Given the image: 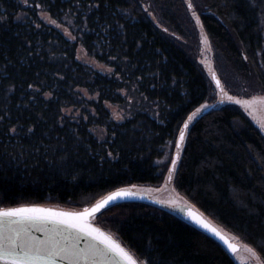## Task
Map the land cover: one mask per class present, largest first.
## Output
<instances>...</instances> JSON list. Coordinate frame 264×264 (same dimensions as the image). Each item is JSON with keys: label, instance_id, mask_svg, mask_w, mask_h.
I'll return each mask as SVG.
<instances>
[{"label": "trees", "instance_id": "16d2710c", "mask_svg": "<svg viewBox=\"0 0 264 264\" xmlns=\"http://www.w3.org/2000/svg\"><path fill=\"white\" fill-rule=\"evenodd\" d=\"M147 1L156 21L140 0H0V209L82 210L115 190L160 187L159 162L188 123L173 184L264 262V134L216 99L191 16L251 96L264 95L259 12L249 0ZM41 11L72 20L77 41ZM79 43L111 73L80 62ZM93 221L141 264H237L163 207L123 203Z\"/></svg>", "mask_w": 264, "mask_h": 264}, {"label": "snow or ice", "instance_id": "6c2138e0", "mask_svg": "<svg viewBox=\"0 0 264 264\" xmlns=\"http://www.w3.org/2000/svg\"><path fill=\"white\" fill-rule=\"evenodd\" d=\"M188 6L191 8V3ZM212 78L216 87L224 93V86L215 73ZM228 99L232 100L233 97L228 96ZM192 119L193 117H189L190 122ZM188 128L189 124L185 123L183 130L179 131L176 159L170 161V182L175 175ZM15 131L12 129L13 133ZM132 196L130 191L113 193L91 208L76 213L37 207L0 210V264H138L124 247L110 235L93 227L91 222L111 201ZM188 214L200 228L223 241L231 252L239 251L235 244L230 243L202 217L192 213L190 209Z\"/></svg>", "mask_w": 264, "mask_h": 264}, {"label": "rangeland", "instance_id": "374dc122", "mask_svg": "<svg viewBox=\"0 0 264 264\" xmlns=\"http://www.w3.org/2000/svg\"><path fill=\"white\" fill-rule=\"evenodd\" d=\"M141 3L151 10L152 16L155 17L154 12L151 9L150 4L147 0H140ZM259 12L260 27L263 39L262 50L260 55H264V0H249ZM190 3H193V0H189ZM42 20L61 31L68 39L72 41H77L79 35L78 28H75L73 21L68 18L55 19L50 14L45 11L40 12ZM191 16L194 18V24L197 28L198 37H199V48L197 51V61L206 71L207 76L212 82L213 87L215 88V97L216 99H222L226 104H233L241 108V110L252 120V122L261 130L264 134V95L254 94L251 96L244 95L243 87H240L242 82L232 71L229 64L225 62L223 56L217 52L212 44V41L208 34L205 32L200 21L194 17V14ZM77 59L83 64H87L94 69L104 73H111L112 69L105 63L99 62L94 56L87 52L85 47L79 43L77 48ZM213 73L220 79L221 84L224 86V93L220 92L216 87L215 81L212 76ZM240 82V83H239ZM238 93V94H237ZM243 93V94H242ZM228 96L233 97L232 100L228 99ZM240 101L241 103H236ZM210 104L205 103L202 106L198 107L195 111L197 116ZM111 111V115L116 120H123L125 116V109L119 105H108ZM73 110V109H72ZM175 148H168L162 160L159 164L166 169V180L165 183L160 187H150V186H135L134 188L140 192H145L154 197V199L163 202L167 205H176V204H190V202L182 196L179 191L176 189L175 185L171 186L167 184L168 174L171 168L170 161L173 160V155ZM174 201L175 203H170ZM218 225V224H217ZM222 231H224L235 243L239 244V251L236 252L233 256L237 264H264L260 255L249 245L241 242L236 236L227 232L223 227L219 226ZM249 249L251 251H249Z\"/></svg>", "mask_w": 264, "mask_h": 264}, {"label": "water", "instance_id": "95a60500", "mask_svg": "<svg viewBox=\"0 0 264 264\" xmlns=\"http://www.w3.org/2000/svg\"><path fill=\"white\" fill-rule=\"evenodd\" d=\"M219 90V89H218ZM220 91V90H219ZM208 108V107H207ZM206 110V108L204 109ZM203 110V111H204ZM182 149V148H181ZM176 159V152L174 155L173 160ZM178 163V162H177ZM171 171V168H170ZM167 184L168 185H172L173 184V180L170 182L167 178ZM121 191H130L133 193V196L130 198H118L114 201H111L105 208L101 209L97 214H99L100 212L104 211L105 209L114 206V205H118V204H123V203H133V202H143V203H149L155 206H159V207H163L166 208L170 211H172L173 213H175L177 216H179L180 218H182L183 220L191 223L192 225H194L195 227H197L198 229H200L201 231L205 232L207 235H209L210 237H212L213 239H215L218 243H220L226 250L227 252L231 255L234 256L235 253L231 252L227 245L221 241L218 237L214 236L213 234L205 231L204 229L200 228L196 223H194V221L190 218L189 214H188V210L190 209L192 213L196 214L197 216L202 217L205 221H207L208 223H210L213 227H215L217 230H219L221 232V234L232 244H235L238 249H239V244L235 243L224 231L221 230V228L219 227V225H217L213 220H211L208 216H206L199 208H197L196 206H194L193 204H176V205H167L163 202H160L156 199H154V197H152L151 195H149L148 193L145 192H140L138 190H136L135 188H125V189H119V190H115L113 192H110L109 194L105 195L103 198H101L100 200H98L96 203H94L93 205H91L88 208H91L92 206H94L95 204L99 203L101 200L111 196L113 193H117V192H121ZM21 207H37V208H46V209H52L55 211H62V212H72V213H76V212H82L84 209L82 210H69V209H65V208H58V207H50V206H42V205H25V206H19V207H11V208H4V209H0V210H5V209H13V208H21ZM183 209V210H182ZM96 214V215H97ZM95 215V216H96ZM92 225L95 228H99L102 232L110 235L117 243H119L122 247H124L132 256L134 259L135 256L118 240L116 239L115 236H113L111 233L105 231L103 228H101L100 226H98L92 219ZM36 235H41L40 233H35ZM137 260V259H136ZM138 261V260H137ZM138 264H141L138 261Z\"/></svg>", "mask_w": 264, "mask_h": 264}]
</instances>
